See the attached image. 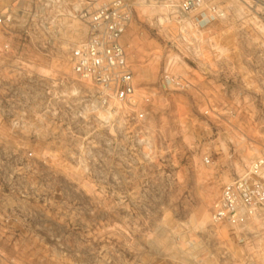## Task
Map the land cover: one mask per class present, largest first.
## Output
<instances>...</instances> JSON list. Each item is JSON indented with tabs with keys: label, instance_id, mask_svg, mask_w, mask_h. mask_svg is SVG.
<instances>
[{
	"label": "rangeland",
	"instance_id": "1",
	"mask_svg": "<svg viewBox=\"0 0 264 264\" xmlns=\"http://www.w3.org/2000/svg\"><path fill=\"white\" fill-rule=\"evenodd\" d=\"M98 1L0 0V264H264V231L211 218L264 154V0H212L226 17L204 29L131 0L145 119L73 72Z\"/></svg>",
	"mask_w": 264,
	"mask_h": 264
},
{
	"label": "built area",
	"instance_id": "2",
	"mask_svg": "<svg viewBox=\"0 0 264 264\" xmlns=\"http://www.w3.org/2000/svg\"><path fill=\"white\" fill-rule=\"evenodd\" d=\"M171 4L182 17L199 10L197 26L202 29L226 17L225 11L212 0H185L178 5L171 0ZM134 13L131 0H99L92 10L87 9L83 17L88 37L73 50L71 61L73 72L89 81L101 100L130 105L139 109L140 119H145L147 111L143 104L150 100V95L140 93L124 43ZM13 20V7L0 8V36L11 32ZM1 48L4 53L9 52L10 41H4ZM205 160L209 162L208 157ZM211 218L215 225H229L241 231L244 240L264 231V154L224 186Z\"/></svg>",
	"mask_w": 264,
	"mask_h": 264
},
{
	"label": "bare ground",
	"instance_id": "3",
	"mask_svg": "<svg viewBox=\"0 0 264 264\" xmlns=\"http://www.w3.org/2000/svg\"><path fill=\"white\" fill-rule=\"evenodd\" d=\"M158 56H159V55H158ZM156 58H158V57H156ZM169 59H170V58H169ZM169 63H170V65H173V64H181V63L183 64V61L181 60L180 57H178V56L175 55V56H172V57H171ZM184 64H185V63H184ZM170 65H169V66H170Z\"/></svg>",
	"mask_w": 264,
	"mask_h": 264
}]
</instances>
